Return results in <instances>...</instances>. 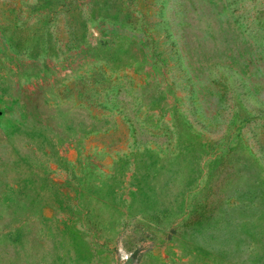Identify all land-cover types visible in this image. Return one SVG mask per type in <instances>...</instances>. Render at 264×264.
I'll return each instance as SVG.
<instances>
[{"label":"rangeland","instance_id":"1","mask_svg":"<svg viewBox=\"0 0 264 264\" xmlns=\"http://www.w3.org/2000/svg\"><path fill=\"white\" fill-rule=\"evenodd\" d=\"M0 264H264V0H0Z\"/></svg>","mask_w":264,"mask_h":264}]
</instances>
